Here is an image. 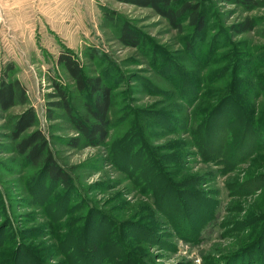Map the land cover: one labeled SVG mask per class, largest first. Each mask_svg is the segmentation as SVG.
<instances>
[{
	"label": "rangeland",
	"instance_id": "rangeland-1",
	"mask_svg": "<svg viewBox=\"0 0 264 264\" xmlns=\"http://www.w3.org/2000/svg\"><path fill=\"white\" fill-rule=\"evenodd\" d=\"M205 6L203 28L187 16L176 28L149 7L116 0H0V80L17 79L26 96L24 103L0 108V200L7 209L3 213L0 207V235L4 232L8 240L0 245V264H10L7 252L14 253L19 244L22 262H29L26 250H32L38 256L46 251L51 264H62L64 256L52 246L72 227L80 238L88 215L97 216L95 209L107 211L120 229L129 230V237H119L128 259L141 255L146 264H264V144L245 155L252 147L253 135H248L239 146L240 160L233 169L221 171L219 165L192 153L197 148L191 147V133L176 125L203 104L218 114V106L225 102L220 90L237 80V105L246 115L253 109L254 125L264 130V0L253 9L221 0H207ZM245 19L254 27L237 31ZM124 23L136 32L137 46L121 42ZM66 50L87 74L102 76L113 88L107 144L74 148L65 142L76 131L64 111L50 105L57 100L55 84L67 88L82 115L88 99L57 62ZM254 77L260 89L247 84ZM198 79L203 81L201 93L188 105L184 99L194 95L191 84ZM209 84L215 89L212 96L206 92ZM227 103L234 141L249 117L243 118L241 109ZM28 107L34 109L37 122L24 134L40 129L46 135L54 159L71 176V189L51 183L48 194H36L38 179L32 168L23 167L22 158L11 151L12 125ZM211 114L215 124L210 121L205 128L210 125V131L220 132L217 115ZM141 139L148 141L155 156L150 157ZM263 139L261 133L256 135V144ZM179 144L181 148L176 147ZM177 149L182 163L171 161ZM128 157L138 162L136 173L151 167L146 181L161 164L170 189L164 191L159 174L149 189L141 188L133 181ZM169 168L182 171L172 175ZM200 200L210 201L214 219L205 221L199 243L191 244L173 223L199 216Z\"/></svg>",
	"mask_w": 264,
	"mask_h": 264
},
{
	"label": "trees",
	"instance_id": "trees-1",
	"mask_svg": "<svg viewBox=\"0 0 264 264\" xmlns=\"http://www.w3.org/2000/svg\"><path fill=\"white\" fill-rule=\"evenodd\" d=\"M116 1L134 4L140 7H149L153 9L157 14L164 17L170 25L176 28H179L181 26L179 22L181 21V18L183 16H187L189 22L196 25L197 28L204 27V11L206 7L205 3L207 2V0ZM221 1L239 5L243 9H253L260 6L261 3V0ZM237 26V31L245 32L254 27V22L250 19H245L241 21ZM119 38L121 42L129 46H137L139 43V38L136 32L132 30L128 25H125V23L121 25ZM57 62L65 68L70 77L74 80L76 88L80 92L86 91L88 94V99L84 103L86 115H82L73 106L67 88L61 83L55 84L56 92L54 94V97H56L57 100L50 101V105L62 109L66 118L76 131V135L66 138L65 142L74 148L81 146H97L107 144L109 134L113 125L111 120V109L114 103L115 94L113 92L112 86L106 83L100 75L87 74L82 69L79 60L69 50L61 52L57 57ZM226 68H224V70ZM224 73L226 72L224 71ZM253 80L257 81L254 77L252 80H249L247 84L250 87L256 86L260 89L261 87L258 85V82L255 83L253 82ZM207 83L208 81H206V84ZM237 83V80H230L226 83L224 89L220 90L222 92L224 91L222 97L220 98L225 102L221 103L218 106L221 107L219 109L221 111L219 112L218 110V114H216V110L211 111L210 106H208L209 104H206L205 108H203L205 104H201L202 106L196 107L195 111L191 112L190 114L185 113V116L183 115L181 117V121H179L178 124L173 122L174 125H179V128L182 127L183 129L187 130L186 132L191 133L190 136L193 140L190 142L191 144H193V146L191 147L197 148V151H194L192 153H199L200 156L203 157V160L205 162L212 161L214 164L219 165L218 169L221 171L234 168V166L238 162L237 160H240L239 157L243 154V152L239 151V146L243 143V141L248 139V135H253V137L249 139L250 145L252 147L245 155H252L254 151H258V149L261 148L264 144V139L256 144V135L261 133L264 137V130L260 129V124H258L257 126V124L255 123L254 125V120L252 118L254 115L253 109L249 108V112L246 115V110L238 106L236 103L237 96L235 90L237 88ZM202 84V79H198L194 84H191L194 95L192 97L190 96L189 100H187L186 97L184 99L188 103V105L193 104L196 100H198V95L201 93ZM214 90V87H211L209 84L206 92L211 93ZM211 96L209 97V99H211ZM25 98V90L23 86L20 85L17 79L6 80L5 77L1 78L0 108L2 110H8L17 103H24ZM209 99L208 101H210ZM227 102H231L232 104H234L235 107L239 108V111L241 109L240 112L243 118L249 117V120H243L241 124L242 129H240L241 131L238 132V139H234V141L231 139L229 133L230 124L228 122V119L230 120L231 117V108H229ZM219 103L220 102H218V104ZM209 108L210 110L208 111ZM210 112H212L211 115L213 116L215 114L217 115L216 118L221 124L220 132L219 130L214 128H211L210 131V125H207L205 128V125L211 121V119H209ZM220 116L223 117L221 118ZM36 122L37 117L32 107L26 108L16 116L9 136V139L14 141L11 151L16 152V154L22 158L23 167L32 168V174H34V177L36 176V178L38 179L37 188L34 190L36 194L38 192L48 194L47 189L50 187L51 183H54L55 185L61 186L65 189H71L73 187L71 176L54 159L53 152L49 147V142L46 135L40 129H35L28 132L27 134H24L26 130L34 126ZM211 122L212 124H215L214 121ZM201 128L204 129L205 135H202L203 130ZM196 140H199L202 143H198L196 142ZM141 142H145V147L147 150H149L150 157L155 156V154L153 153V149H151L150 151L148 141L145 139H141ZM176 147L181 148L182 145L179 144ZM171 149L172 148H170V150ZM131 150H133V147L129 149V153L131 152ZM180 151V149H177L176 152H173V154H171V161H173V163L175 161L182 163L183 157ZM127 159H129V157ZM134 162L135 163H132L131 159H129L127 166L133 168V174L130 172L133 181L141 186V188L149 189V186L151 184L150 182H154L157 175L159 174L161 175V182L163 184L164 191H168L170 189L172 184L168 182L167 173H165L164 168L161 164H156L154 172H157V174L152 176V178L147 179L146 181V178L149 177H146L145 173H148L151 170V167L149 166L147 169L136 173V170L134 171V167L138 162ZM179 169L180 168H178V170L172 171L171 168H169V172L172 175L173 173L178 174L182 171L181 169ZM47 185L48 187L45 189L44 187ZM31 194L34 193L31 191ZM202 200L204 201L205 199ZM203 201L200 200V206L201 208L203 207L204 210H201V208H199V211L201 213L199 216H192L190 221H184L183 224H185V226L182 223L179 225L173 223L179 235L185 241L191 244L197 242L196 240L201 239L202 234L200 230L203 227V224L208 219H212L214 217L213 209L211 210L210 201L207 202L206 200V203H204ZM0 204L1 210H3V213H5L7 209H5V207H2L4 205H2L1 200ZM41 204L42 206L45 205V200H42ZM95 210L97 211V216H91V214L88 215L87 219L84 221L86 224H88V226L83 227V233L80 238L75 234L76 228L69 226L73 228H71L72 231L70 233L61 235L59 241L52 246L53 252L58 250L60 251V254L64 256L62 264H146L144 263V261L146 260L145 257L141 255L137 256V258H127L128 251L124 249V243L120 238L125 239L129 237V230L127 229L126 231H124L120 229L121 225L119 224V222L114 219L112 215H110L107 211L104 212L97 209ZM263 216L261 217L264 219ZM66 224L70 225L69 222H67ZM3 233L4 232H1L0 235V245H2L3 243L6 244V242L8 241L5 239ZM39 242L43 244L42 241ZM19 245L15 247L16 250H14V253L12 252L13 250L11 251L12 253L9 251L7 252L9 254L8 256H10V259L12 258L10 264H51L45 257L46 251L43 253V255L38 256L36 255V253H33L32 250H26V254H28L30 257L28 260L29 262H22L20 252H17L19 249ZM11 255L13 256L11 257ZM142 259L145 260L143 261Z\"/></svg>",
	"mask_w": 264,
	"mask_h": 264
}]
</instances>
